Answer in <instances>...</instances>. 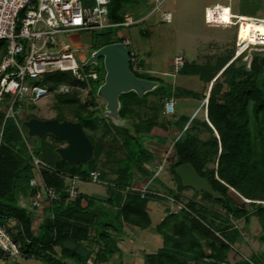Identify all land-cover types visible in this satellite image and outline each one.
I'll return each mask as SVG.
<instances>
[{"label":"trees","instance_id":"16d2710c","mask_svg":"<svg viewBox=\"0 0 264 264\" xmlns=\"http://www.w3.org/2000/svg\"><path fill=\"white\" fill-rule=\"evenodd\" d=\"M129 1L108 0V19L122 21L123 5ZM104 29L105 35L97 49L122 41L115 34L118 27ZM5 50L6 43L0 40V58ZM130 61L129 71L136 78L149 82V87L120 92L108 113L97 107L92 89L87 100L75 107L73 121L82 125L91 144L90 155L84 160L76 161L60 153L58 148L64 146L59 142L65 141L61 136L46 131L35 139L27 134L18 115L5 117L0 109V224L12 222L10 226L6 225V230L17 243L22 258H33L42 264H123V249L117 245V240L123 236L124 226L131 229L150 226L147 211L150 200L166 203L165 217L155 226L163 237V244L146 253L143 264H225L228 252L241 234L231 222L243 220L241 228L247 230L252 217L260 225L256 238L264 243V56L250 58L240 67H229L224 81L210 86L203 103L205 119L182 114L171 124L178 131L175 137L168 139L170 146L166 159L173 157L171 172L178 180V189L191 188L194 192L185 202L174 189L156 180V166L146 165L152 153L143 138L150 136L156 119L151 116L136 119L133 114L136 107L147 102V95L154 93V88H157L162 104L178 93L159 78L133 70ZM223 63L208 69L195 64L189 71L184 68L182 73L198 75L208 82ZM98 76L99 80V73ZM43 79L59 104L80 102L78 89L65 94L55 93L59 84H87L78 82L65 71L48 74ZM190 93L197 95L194 91ZM7 99L8 95L6 102ZM57 119L64 120L60 116ZM201 127L210 134L205 141L197 134ZM110 128L115 130L111 139L120 140L119 148L123 153L114 160L116 167L110 173L113 176L107 175L99 161L102 144L87 131L96 134L103 129L100 135L103 138ZM33 155L46 166L36 169ZM209 161L213 162L211 167L207 166ZM110 162L107 158L102 161L103 164ZM185 162H190L200 176L207 177L216 196L182 184L174 169ZM90 169H97L99 178L107 183L108 195L97 206L101 215L95 212L94 203L85 194L78 192L76 197L68 196L67 175L85 176ZM36 175L42 179L44 191L52 189L57 195L51 201L45 195L43 201L47 204L41 207L31 203V197L41 191L40 186L32 187L28 183ZM150 179L152 190L166 197L125 188L143 186ZM170 198L181 204L175 213H168L172 205ZM83 199H86V205H82ZM115 254L118 257L112 260ZM3 257L0 251V258ZM260 262L258 256H253L245 264ZM11 264L19 263L15 260Z\"/></svg>","mask_w":264,"mask_h":264},{"label":"rangeland","instance_id":"374dc122","mask_svg":"<svg viewBox=\"0 0 264 264\" xmlns=\"http://www.w3.org/2000/svg\"><path fill=\"white\" fill-rule=\"evenodd\" d=\"M80 1L84 6L94 5V0ZM155 5V0H130L126 2L123 5L122 13L135 19L143 17V20L128 27L118 28L115 34L116 37L129 40V49L134 53V59L130 61L133 70L159 78L162 82L172 85L178 93L171 97L174 100V109L170 113L164 111V104L161 102L158 90L154 88V93L147 95V102L136 107L133 114L136 119L149 116L156 119L151 129L155 133L153 135L163 133L165 135V131H169L166 138L156 136L150 139L158 141L159 151L157 150V152L161 156L158 162L163 163L162 169L155 176L157 177L156 180L174 189L175 194L181 201L185 202L193 196L194 192L191 188L178 189V180L171 172L173 157L169 156L168 159L164 157L169 152L170 143L168 139L175 137L178 131L171 124L180 115L191 116L194 112L197 119H205V105L203 103L206 101L210 86L218 81L223 82L228 76L226 71L229 67H240L244 62H248L250 58L260 59L264 56V46L262 45L248 46L241 52H237L235 46L237 32L240 39L250 38L256 41L259 36L264 37V0H162L158 9H154ZM213 5H217V13L211 15L209 9V20L229 22V12L231 11L239 16V21L235 22L237 27L206 26L203 21L204 9ZM104 35V28L72 31L59 35V39L70 41L79 46L80 50L76 55V59L80 63L83 72L96 71L99 73L100 78L98 81H88V85L86 84L85 87L79 90L80 102L59 104L56 101L55 94L50 92L39 99L34 107L29 104L22 105L21 109L18 110V118L21 124L27 128L28 135L35 139H38L37 137L41 135L34 133L33 128L30 126L32 121L41 122L57 118V116L63 117L64 120H75V107L85 101L84 99L88 97L90 89L95 94L97 107L103 113H108L111 110L108 108L107 100L100 94L106 75V62L103 54L98 55L100 48L97 49V47ZM22 41L26 45V42ZM178 56L182 58V65L175 67L174 60ZM83 57H85L84 60H82ZM221 61H224L222 67L208 82L201 80L198 75L182 73L184 68L188 71L191 70V65L196 64L208 69L216 67ZM43 80L37 83L46 86L47 82ZM34 82L31 79L27 80L29 85ZM193 91L197 94L196 96L190 93ZM115 123L118 124L119 122L115 121ZM87 131L102 144L99 161L105 168L107 175H111V171L116 167L114 160L123 155L122 150L119 148L120 140L111 139L115 130L110 128L105 131L103 138L100 136L103 129H100L96 134L89 129ZM197 134L204 141L210 135L202 127ZM150 140L149 137H144L143 143L150 146ZM66 143L62 141L59 142V145L65 146ZM106 158L111 162L103 164L102 161ZM154 161L155 155L152 154L149 163L152 164ZM212 165V161L207 163L208 167ZM158 181L155 182L156 185H159ZM76 186L78 190L89 193L100 190L103 186L105 190L107 188L104 184L90 181H77ZM197 196L199 197L200 193ZM148 202L149 207H151L150 226L146 229L131 230L129 237H125L123 242L118 244L123 248L124 264H143V256L163 244V237L156 231L155 226L165 217L164 208L166 203L153 200ZM43 203L45 202L42 201L39 207L44 205ZM214 210H217L215 206ZM11 223L7 222L6 225L10 226ZM231 224L237 226L241 234L240 239L233 244L228 252L225 264H245L253 256H258L261 259L260 264H264V243L256 238V234L260 231L257 219L255 217L251 218L247 230L241 228L243 220H235ZM17 259L20 261L25 260L22 257L5 256L0 258V264H10L15 260L18 261ZM30 259L24 261V264H42V262L39 263L33 258Z\"/></svg>","mask_w":264,"mask_h":264},{"label":"built area","instance_id":"2783aa9c","mask_svg":"<svg viewBox=\"0 0 264 264\" xmlns=\"http://www.w3.org/2000/svg\"><path fill=\"white\" fill-rule=\"evenodd\" d=\"M155 2L154 9H158L162 0H155ZM107 4L108 0H94V5L90 7L82 5L80 0H0V40H4L6 43L5 53L0 58V109H3L5 117L15 118L22 105H35L39 99L50 93L47 86L37 83L48 74L65 71L69 72L78 82L98 80L99 76L96 71L83 72L76 59L80 50L79 46L58 37L72 31L102 29L111 26L123 28L143 20V17L135 19L125 14L122 21L111 22L107 17ZM209 9L211 15H216L218 8L217 5L205 7L203 21L206 26L237 27L235 22L239 21V16L232 13L230 9L229 22L209 20ZM239 24L241 23L239 22ZM22 40L26 42V45ZM121 43L128 48L130 60H133L134 53L129 49V40L122 38ZM254 44L264 45V37L259 36L254 41L250 38L240 39L238 32L236 33L237 52ZM84 59L85 57L82 58V60ZM174 65L175 67L182 65L180 56L175 58ZM29 79L35 82L29 85L27 84ZM82 87L85 86H80L79 83L76 85L61 83L54 92L65 94L73 89L81 90ZM6 95H8L7 102L5 101ZM87 98L85 97L84 100L86 101ZM173 109L174 100L168 98L164 102V111L170 113ZM1 132L2 126L0 135ZM33 164L36 169L46 166V163L35 155H33ZM162 167L163 163L158 162L154 176ZM67 180L68 196L72 198L78 194L77 181L107 184L99 178V171L96 169H90L85 176L69 174ZM28 183L32 187L40 186L41 188V191H37L31 197L33 206L39 207L45 195L48 201L56 199L57 195L54 190L44 191L43 181L37 175L31 177ZM150 184L151 179L143 186H127L125 188L141 193H157L166 197L165 194L152 190ZM170 200L172 205L168 213H175L181 204L172 198ZM0 251L4 257H22L17 243L6 230V224H0Z\"/></svg>","mask_w":264,"mask_h":264},{"label":"water","instance_id":"95a60500","mask_svg":"<svg viewBox=\"0 0 264 264\" xmlns=\"http://www.w3.org/2000/svg\"><path fill=\"white\" fill-rule=\"evenodd\" d=\"M100 54L105 56L106 62V76L100 94L107 100L109 109L114 107L116 97L120 92L132 88L141 91L151 85L145 80L136 78L129 71V50L121 42L100 47L98 55ZM194 114L195 112L192 116ZM30 126L35 134L42 135L46 131H51L65 139L66 146L58 148L62 155L69 156L76 161L84 160L90 155L91 144L78 121H59L57 118H53L41 122L32 121ZM174 171L180 177L182 184L202 189L212 196L217 195L207 177L200 176L190 162L177 165Z\"/></svg>","mask_w":264,"mask_h":264},{"label":"crops","instance_id":"0c3cea01","mask_svg":"<svg viewBox=\"0 0 264 264\" xmlns=\"http://www.w3.org/2000/svg\"><path fill=\"white\" fill-rule=\"evenodd\" d=\"M153 134H155V133H153L152 131L150 132V136H148L149 137V140L150 139H152V138H155L156 136H162V137H165L166 138V131H165V135H164V133L163 134H156V135H153ZM150 146H147L148 147V149H149V151L153 154V155H155V161L152 163V164H150L149 162H146V165L148 166V167H150V168H153V167H155V165H156V163H158V159H159V157L161 158V156L159 155V153L157 152V150H158V141L156 142V141H152V140H150ZM159 151V150H158ZM158 155V156H157ZM158 157V158H157ZM153 159V158H152ZM143 180V179H142ZM78 192L79 193H82V194H85L86 195V197H87V199H89V200H91L94 204H93V206H92V208L95 210V212L96 213H100V211H99V209H98V207L97 206H99V205H101V203H102V201H103V199H105L106 197H107V195H108V191H107V188H106V190H105V188H104V186L103 187H101V189L100 190H96V191H92L91 193H89V192H84V191H81V190H78ZM26 200H24L23 199V202H25ZM86 203H87V201H86V199H83L82 200V205H86ZM44 205H46L47 203L45 202V203H43ZM149 202L147 203V211H148V213H149V216H150V211H151V207H149ZM97 207V208H96ZM100 215H101V213H100ZM123 229H124V234H123V236L121 237V239L120 240H117V245L120 243V242H123V240L125 239V237L126 238H128L129 237V233L131 232V230H133V229H131L130 227H127V226H124L123 227ZM91 234H93V230H91ZM95 244V243H94ZM120 248H122V246L121 245H118ZM123 249V248H122ZM114 257H115V259H113V260H116L117 259V257H118V255L117 254H115L114 255ZM113 257V258H114ZM18 260V259H17ZM29 260H31V259H25V260H23V261H20V260H18L17 262L19 263V264H24V261H29ZM35 260V259H34ZM124 260V258H122V261ZM36 261H39V260H36ZM39 263H40V261H39ZM11 264V263H10ZM29 264H31V263H29ZM124 264V263H123Z\"/></svg>","mask_w":264,"mask_h":264}]
</instances>
